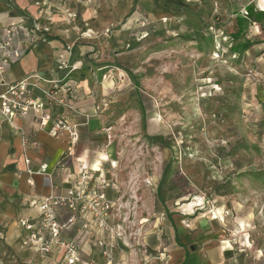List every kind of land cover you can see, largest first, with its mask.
<instances>
[{
  "label": "rangeland",
  "instance_id": "obj_1",
  "mask_svg": "<svg viewBox=\"0 0 264 264\" xmlns=\"http://www.w3.org/2000/svg\"><path fill=\"white\" fill-rule=\"evenodd\" d=\"M197 2L97 31L65 0L60 18L77 34L64 46L70 77L89 86L111 128L97 151L119 188L109 196L133 264H158L176 246L264 264V10L258 0ZM76 46L86 49L78 58Z\"/></svg>",
  "mask_w": 264,
  "mask_h": 264
},
{
  "label": "crops",
  "instance_id": "obj_2",
  "mask_svg": "<svg viewBox=\"0 0 264 264\" xmlns=\"http://www.w3.org/2000/svg\"><path fill=\"white\" fill-rule=\"evenodd\" d=\"M197 1L93 0L91 3L69 0V5L72 10L80 13L85 22L87 20L89 25L98 31L108 22H122L128 15L132 16L128 21L130 24L142 16L152 19L179 16L181 9H185L187 5L197 6ZM261 3L263 7L260 6ZM247 6L248 4L245 7L248 8ZM257 8L264 10V0H258ZM59 11L60 4L54 0H0V40L4 37V28L9 25H15L22 33L27 34L31 32L32 24L35 22L41 27L48 28L52 33L56 31L54 35L49 33L35 35L34 40L27 47H20L21 58L7 68L4 76L0 78V83L11 84L32 75H39L45 81L65 77L64 72L57 70L59 57L64 55V46L67 41H75L77 34L73 29L67 30L68 26L61 20ZM114 12L117 13V21H114V16L112 17ZM85 50L82 46H76L74 58L81 57ZM70 61L71 59H68L69 65ZM70 66L77 69L74 64ZM67 79L74 85L78 94V100L74 105L76 112H68L60 106L53 107L52 110L54 117L65 115L72 124L77 125L80 135L77 160L63 157L67 146V136H50L47 131L51 124L43 130L40 129L37 119L31 112L25 117L16 115L11 122L0 114V264H59L58 255L44 256L32 247L23 245L26 232L18 228L17 220L37 217L40 201L51 193L63 194L73 184L79 172V166L83 163L93 171L106 173L104 170L108 161H105L101 157L103 153L97 150L98 144L105 142V129L110 126H107L104 116L100 114V103L96 100L97 97L91 96L92 91L89 86L83 80H75L70 76ZM39 87L48 90L50 86L47 82H41ZM1 88L0 86V90ZM59 95H61V89ZM32 98L38 101L45 100V96L39 89L33 90ZM24 138L27 141L26 147L23 145ZM94 153H98V158L93 156ZM26 158L30 160L29 166L34 171L43 163L48 165V173L51 175L50 184L46 183L41 175L31 177L33 186L27 183L29 176L25 173ZM109 176V173L106 174L108 180ZM67 178H69L68 182H66ZM152 209L154 214L164 217L163 206L154 202ZM144 219L139 222L142 226L145 224L142 223ZM110 223H114L113 226L121 224L117 219ZM120 232L122 237V228ZM75 235V229L63 234L66 238H72ZM121 237L108 239V242L113 244L112 258L121 264V259H117V256L119 251H122L121 254L124 253L127 258L123 264H133L128 257V250L121 248L124 245ZM142 239L147 238L142 236ZM80 244V258L83 262L104 264V257L97 248L96 238L92 234L80 237ZM124 256L121 255L122 258ZM166 257L165 261L161 258L154 260L158 261V264H233L231 259L225 262V259H220L218 254L217 259L212 262L211 256L208 259L204 254H190L182 246L173 247ZM139 262L138 260L136 264Z\"/></svg>",
  "mask_w": 264,
  "mask_h": 264
},
{
  "label": "built area",
  "instance_id": "obj_3",
  "mask_svg": "<svg viewBox=\"0 0 264 264\" xmlns=\"http://www.w3.org/2000/svg\"><path fill=\"white\" fill-rule=\"evenodd\" d=\"M54 1L63 7L66 6L65 0ZM87 1L91 2V0ZM70 17L71 14H68L66 21H69ZM40 30L48 31L47 28L37 25L33 26L28 34L22 33L15 25L4 28V37L0 40V78L14 61L21 58L20 47H27ZM69 56V52L65 51L64 55L59 57L57 70L64 72L65 76L59 80L45 81L39 75H32L15 83H0L2 87L0 114L11 122L16 115L25 117L31 112L37 119L40 129L43 130L51 124L47 131L50 136H67V146L63 157L77 160L76 154L80 141L77 125L72 124L65 115L54 117L52 110L53 107L60 106L68 112H76L74 105L78 100V94L74 85L67 79L76 68L69 65ZM41 82H47L49 89L39 87ZM35 89L42 92L45 100L38 101L32 98ZM60 89L61 95H59ZM110 130L111 128L105 129L106 138L109 141ZM23 145L27 146L25 138ZM25 164L29 185H34L31 178L34 175H41L46 183H51V175L48 173L46 163L41 164L35 171L29 166V159H25ZM83 164L79 166V172L73 184L63 194L51 193L40 201L37 217L17 220L18 228L26 232L23 245L32 247L44 256L58 255L59 264H92L83 262L80 258V237L92 234L96 238L97 248L101 250V255L104 257V264H118L112 258L113 244L109 243L108 239L121 237V225L113 226L110 223L115 219L117 200H113L109 193L110 191L117 193L119 188L114 185V182L108 180L104 173L93 171ZM68 181L69 178L66 179V182ZM73 229L76 231L75 236L72 238L63 236L64 233Z\"/></svg>",
  "mask_w": 264,
  "mask_h": 264
},
{
  "label": "trees",
  "instance_id": "obj_4",
  "mask_svg": "<svg viewBox=\"0 0 264 264\" xmlns=\"http://www.w3.org/2000/svg\"><path fill=\"white\" fill-rule=\"evenodd\" d=\"M248 12L250 13V16H251V18H253V19H254V21H255V20H257V21H258V19H260V17H261L260 15H255V16H254V15H253V13H252V12H253V9H252V8H250V7H248ZM260 14H261V15H264V13H263V14H262V13H260Z\"/></svg>",
  "mask_w": 264,
  "mask_h": 264
},
{
  "label": "bare ground",
  "instance_id": "obj_5",
  "mask_svg": "<svg viewBox=\"0 0 264 264\" xmlns=\"http://www.w3.org/2000/svg\"><path fill=\"white\" fill-rule=\"evenodd\" d=\"M101 157H102L105 161H107V160L109 159V158L107 157V155H104V154H102Z\"/></svg>",
  "mask_w": 264,
  "mask_h": 264
}]
</instances>
